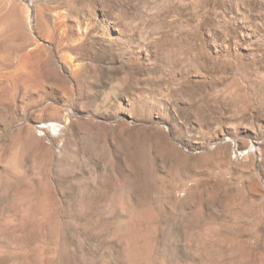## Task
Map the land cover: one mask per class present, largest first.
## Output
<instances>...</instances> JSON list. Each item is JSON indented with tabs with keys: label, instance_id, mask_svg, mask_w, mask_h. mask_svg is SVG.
I'll return each mask as SVG.
<instances>
[{
	"label": "rangeland",
	"instance_id": "obj_1",
	"mask_svg": "<svg viewBox=\"0 0 264 264\" xmlns=\"http://www.w3.org/2000/svg\"><path fill=\"white\" fill-rule=\"evenodd\" d=\"M0 264H264V0H0Z\"/></svg>",
	"mask_w": 264,
	"mask_h": 264
}]
</instances>
